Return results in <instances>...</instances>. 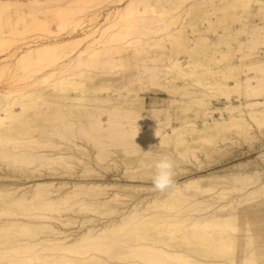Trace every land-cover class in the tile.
<instances>
[{"label":"bare ground","instance_id":"6f19581e","mask_svg":"<svg viewBox=\"0 0 264 264\" xmlns=\"http://www.w3.org/2000/svg\"><path fill=\"white\" fill-rule=\"evenodd\" d=\"M75 1L0 21V264H264V0Z\"/></svg>","mask_w":264,"mask_h":264},{"label":"rangeland","instance_id":"374dc122","mask_svg":"<svg viewBox=\"0 0 264 264\" xmlns=\"http://www.w3.org/2000/svg\"><path fill=\"white\" fill-rule=\"evenodd\" d=\"M14 2H15V0H11L10 2H8L9 4L5 3V4H1V6H0V8H1L0 11L3 13L2 18H0V21L4 22L3 26H5L6 30H8L9 25L11 23H13V22H15V20H17V16L9 15L8 11L6 9L7 5H13ZM97 2H99V0H76L75 2L72 3V7L75 8L78 13H83L84 11H86V9L88 7L93 6ZM5 14H7V15H5ZM9 16L11 17L10 21L8 19V18H10ZM28 19H29V21H28L29 27L21 26L22 32L15 36V38H17V43H16V40L14 42H15L16 46H18V48L21 47V45L24 42H26L28 40H32V39L42 35L41 30H37V29L35 30L34 29L35 27L32 25L33 16L29 17ZM98 62H99V60L94 62V65H96ZM109 66L110 67L113 66V68H111L113 70H119L120 69V67H119L120 63L118 62V60H115L114 64H111ZM18 70H21V72H25L24 71V65H22V63L16 64V63H13L12 60H10V59L9 60L5 59V60L1 61V63H0V79H2V80L6 79L7 80L8 78H11V77L17 75L20 72ZM21 74H24V73H21ZM43 121L40 120L38 122H40V124L46 125L47 124L46 120H43Z\"/></svg>","mask_w":264,"mask_h":264},{"label":"clouds","instance_id":"9594fccd","mask_svg":"<svg viewBox=\"0 0 264 264\" xmlns=\"http://www.w3.org/2000/svg\"><path fill=\"white\" fill-rule=\"evenodd\" d=\"M154 174L151 178L152 187L164 192L175 184L174 161L168 156H161L154 163Z\"/></svg>","mask_w":264,"mask_h":264}]
</instances>
